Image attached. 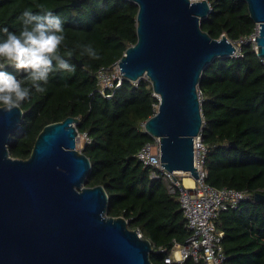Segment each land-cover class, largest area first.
Returning <instances> with one entry per match:
<instances>
[{
  "label": "trees",
  "instance_id": "obj_1",
  "mask_svg": "<svg viewBox=\"0 0 264 264\" xmlns=\"http://www.w3.org/2000/svg\"><path fill=\"white\" fill-rule=\"evenodd\" d=\"M0 0V27H18L19 13L28 5L43 4L66 17L65 43H91L98 59L73 58L82 63L75 73L50 78L44 94L35 93L21 107L20 129L8 146L14 159L29 158L34 142L49 124L67 117L78 120L77 134L90 140L83 153L90 161L87 187L102 186L108 197L107 215L122 217L155 248L184 242L188 233L176 198L164 184L150 179V170L135 157L154 138L143 123L155 113L158 100L149 80L135 86L124 79L111 99L99 96L95 74L117 62L137 41V6L127 0ZM210 13L201 28L211 38L225 35L230 42L249 37L256 24L243 0H207ZM64 51H67L66 49ZM240 56L216 58L201 76L202 143L208 152L205 183L264 196V61L250 43ZM12 71L11 68L8 69ZM233 144L234 147H230ZM224 233L223 264H264V201L253 199L222 212L215 221ZM163 254L151 253L152 264H164ZM188 264H194L188 261Z\"/></svg>",
  "mask_w": 264,
  "mask_h": 264
},
{
  "label": "water",
  "instance_id": "obj_2",
  "mask_svg": "<svg viewBox=\"0 0 264 264\" xmlns=\"http://www.w3.org/2000/svg\"><path fill=\"white\" fill-rule=\"evenodd\" d=\"M127 1L138 8L137 41L118 60L120 73L131 83L146 77L158 100L143 129L159 140V165L197 180L200 79L216 58L233 57L236 48L225 35L213 39L202 30L211 11L207 0ZM243 1L256 24V55L264 60V0ZM22 118L21 109H0V264H152L151 243L124 218L107 215L102 186L85 185L91 164L76 149L78 120L45 126L29 158L21 160L8 146Z\"/></svg>",
  "mask_w": 264,
  "mask_h": 264
},
{
  "label": "built area",
  "instance_id": "obj_3",
  "mask_svg": "<svg viewBox=\"0 0 264 264\" xmlns=\"http://www.w3.org/2000/svg\"><path fill=\"white\" fill-rule=\"evenodd\" d=\"M256 36L257 29L249 37L232 42L236 48L234 56L241 55L240 48L243 44L250 43L256 51ZM95 79V92L105 99H111L124 80L118 61L110 67L100 68L95 74ZM139 81L133 84L136 86ZM198 94L199 101H201L199 91ZM154 108L157 110V106ZM78 137L84 141L83 146L90 144L86 135H78ZM193 149L194 166L199 175L197 180L189 174L169 172L159 165V140L157 138H154L153 142L144 144L135 155L144 167L149 168L150 179L161 181L167 194L176 198L188 233L184 242L172 241L168 251L165 248L155 249L151 245V253L163 254L164 264H188V261L194 264H223L225 260L222 246L224 233L216 228L215 221L222 212L234 209L240 203L253 199L254 194L249 191L229 188L215 189L208 186L205 183L206 172L203 169L208 149L202 143L200 135L194 139ZM186 177L192 180V185L185 184ZM139 236H141L140 233Z\"/></svg>",
  "mask_w": 264,
  "mask_h": 264
},
{
  "label": "clouds",
  "instance_id": "obj_4",
  "mask_svg": "<svg viewBox=\"0 0 264 264\" xmlns=\"http://www.w3.org/2000/svg\"><path fill=\"white\" fill-rule=\"evenodd\" d=\"M35 9L23 8L18 27H0V109L8 112L21 109L35 93H46L57 73H75L71 58L77 49L79 56L99 58L91 43L74 42L71 48L65 43L66 17L43 4Z\"/></svg>",
  "mask_w": 264,
  "mask_h": 264
},
{
  "label": "rangeland",
  "instance_id": "obj_5",
  "mask_svg": "<svg viewBox=\"0 0 264 264\" xmlns=\"http://www.w3.org/2000/svg\"><path fill=\"white\" fill-rule=\"evenodd\" d=\"M147 79V78H146ZM202 99V98H201ZM202 102V100L200 101V103ZM84 141L82 140L81 137H77L76 139V149L80 152L82 150Z\"/></svg>",
  "mask_w": 264,
  "mask_h": 264
},
{
  "label": "bare ground",
  "instance_id": "obj_6",
  "mask_svg": "<svg viewBox=\"0 0 264 264\" xmlns=\"http://www.w3.org/2000/svg\"><path fill=\"white\" fill-rule=\"evenodd\" d=\"M184 182L186 185H192V180L188 177L185 178Z\"/></svg>",
  "mask_w": 264,
  "mask_h": 264
}]
</instances>
